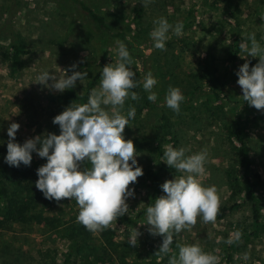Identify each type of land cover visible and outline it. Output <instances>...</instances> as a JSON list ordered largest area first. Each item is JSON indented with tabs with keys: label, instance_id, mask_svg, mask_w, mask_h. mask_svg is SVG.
<instances>
[{
	"label": "rangeland",
	"instance_id": "obj_1",
	"mask_svg": "<svg viewBox=\"0 0 264 264\" xmlns=\"http://www.w3.org/2000/svg\"><path fill=\"white\" fill-rule=\"evenodd\" d=\"M83 1L97 11L113 12L116 17L121 18L128 33L138 39L133 52L143 51L148 57L146 65H143L139 59L131 55L134 62L132 68L136 71L135 78L141 82L134 91L140 98L135 101L126 100L123 109L125 115L129 106L137 111L135 117L130 120V126H125L123 135L125 139H132L134 145L140 142L141 149H137L136 159L143 168V175L137 178V182H142L143 186L135 188L134 185H129L134 188V195L127 199L128 213L118 217L106 228L111 232L108 241H105V237L101 234L106 229L91 232L93 240L89 241L90 245L94 249L98 245L100 253H103V248H107L108 254H104L102 260L95 261L91 255L83 256L85 250L82 249L81 253L75 251L70 255L67 264H91V262L92 264H158L160 261L162 263V259L152 255L153 249L160 244V235H151L147 231V225H141L147 222L146 215L131 224L123 223V217L134 216L138 210L144 208L154 190H158V196L164 195L160 185L165 180L187 175L168 168V165L162 161L163 155L159 156L155 149L156 142L149 140L163 111H166L170 118L173 135L168 136L172 138L170 141L162 138V152L171 145L175 148L183 147L186 155L203 153L204 171L196 179L204 186H215L220 200L219 208L223 205L239 204L228 211L222 219L216 218L215 222L204 223L202 217L198 216L195 225L174 234L171 245L172 256H178V245L196 244L203 251L216 255L218 264H264V224L260 227H255L253 224L251 200L247 199L244 193L242 166L239 163L235 143L230 141L231 131L227 128L229 122L235 118L239 119L243 127L251 158V169L257 174L253 179L257 182L254 200L258 204L264 223V109L258 110L244 102L236 75L239 66L246 60L252 67L259 58L250 55L241 58L244 53L239 48L235 65L232 67L234 76L220 91L221 99H216L212 92L204 91L198 93L194 101L184 104L182 102L179 113L162 106L170 86L180 88L186 98L184 88L188 86V81L183 74L189 76L195 68L199 71V63L210 52L217 58L215 64L218 71L213 77L222 78L220 82L223 83L231 67L228 56L225 58L223 52L233 48L235 39H239L240 44L250 47L249 34L255 33L257 42L264 48V0H152L147 7L139 3V0ZM191 9L194 11V23L184 28L183 32L185 29L189 30L186 34H190L192 38L196 55L193 56L180 48L174 50L176 65L174 69L167 71L163 51L161 55H154L161 56V59H158L159 64L157 58L156 60L149 58V54H152L154 49L149 35L154 28L153 21L164 17L170 24L182 23ZM137 10H140V19L134 20ZM11 34H15L18 40L24 42V47L29 49L27 54L20 55L17 62H13L12 51L9 48ZM171 34L170 32L169 36ZM115 42L103 51L102 47L100 48V45L91 38L85 24L79 23L76 13L72 9L61 8L53 0H0V144L2 147L7 149L9 139L7 128L12 122L20 125L15 141L21 144L37 135H46L49 132L58 134L59 126L52 120L71 103L61 98L67 89L63 92L50 90L44 84L38 83L39 75L49 70L60 75H65L68 70L67 74L70 75L72 71L70 66L75 63L77 67L74 70L88 72V76L83 80H77L74 88L78 93H82L103 66L116 62ZM104 54L105 63L102 64ZM144 66L158 81L153 88L157 93L156 102L146 100L147 93L142 88L143 79L147 74L142 71ZM101 78L100 76L95 89L99 87ZM205 79L209 80L207 77ZM203 81L205 86H208L206 81ZM142 100H146L144 107ZM72 103L80 104L78 101ZM104 107L106 111H111L110 105ZM151 147L153 150L150 149ZM32 155V162L37 167L46 162V158H40L35 152ZM156 174L158 180L153 181L152 176ZM41 197L42 203L47 207L46 212L59 218V226L52 228L33 223L22 228L11 224L8 230L0 228V241H10L14 247L21 248L25 254L32 253L35 257L39 250L50 248L54 250L56 262L63 264L64 258L70 251V238L63 235L64 225L66 222H78L79 206L75 199L63 198L57 202L46 199L43 194ZM137 231L140 233L137 244L130 246L127 242L136 235ZM237 232L240 233L239 240L235 239ZM229 238L233 239L232 244L226 243ZM112 244L116 245L111 248ZM94 249H91L92 252Z\"/></svg>",
	"mask_w": 264,
	"mask_h": 264
},
{
	"label": "clouds",
	"instance_id": "obj_2",
	"mask_svg": "<svg viewBox=\"0 0 264 264\" xmlns=\"http://www.w3.org/2000/svg\"><path fill=\"white\" fill-rule=\"evenodd\" d=\"M151 2L139 0L144 7ZM153 24L149 35L154 49L165 50L170 32L176 36L183 32L182 23L173 25L164 17L154 20ZM248 39L250 47L240 45L244 53L241 58L250 55L259 60L252 67L247 60L239 66L237 84L242 89L244 102L261 110L264 109V48L257 42L255 33H250ZM115 44L116 62L103 66L99 87L91 91L87 102H71L53 117L52 122L59 126V134L37 135L21 144L15 141L19 123L12 122L7 128L9 139L4 161L9 166L19 167L21 164L29 166L34 152L40 158H46V162L36 169L35 187L48 200L75 199L79 206L77 221L90 232L102 231L128 213L127 199L134 195V188L129 185H134L143 175L133 140L125 139L123 135L125 126H130V120L136 114L132 106L128 107L126 115L123 114L125 101L140 98L134 89L141 82L135 78L128 47L119 40ZM76 67L75 63L70 66V75L68 70L65 75L45 71L39 75L38 83L56 92L73 89L77 80L88 76V72L74 70ZM157 84L150 72L145 75L142 88L151 102L157 101V93L153 91ZM184 99L180 88L170 86L162 106L179 113ZM109 105L110 112L104 107ZM163 157L162 161L170 168L187 175L165 180L160 185L164 195L156 197L154 203L146 207L147 222L141 225H147L151 235L162 236L159 252L167 254L171 251L174 234L195 225L198 216L204 223L215 222L220 200L215 186H204L196 179L204 171L203 153L186 155L183 147L168 145ZM139 235L137 231L127 243L135 246ZM239 238L237 232L235 239ZM226 243L232 244L233 239L229 238ZM178 249V256L169 257V264H218V257L203 251L199 245H178Z\"/></svg>",
	"mask_w": 264,
	"mask_h": 264
},
{
	"label": "trees",
	"instance_id": "obj_3",
	"mask_svg": "<svg viewBox=\"0 0 264 264\" xmlns=\"http://www.w3.org/2000/svg\"><path fill=\"white\" fill-rule=\"evenodd\" d=\"M53 1L60 5L61 8L72 9V11L76 13L77 18L79 19V23L85 24L86 30L89 32V35H91V38L94 39L95 42L98 43V45H100V48L102 47L103 51H105L106 47L112 45L114 41L119 40L124 42L128 47L130 55H133V57L139 59V61H141L143 65H146V60L148 58L147 55L143 51L133 52L138 39L136 38V36H132L128 33V31L126 30L125 22H122L120 20L121 18L116 17L113 12L103 13L97 11L93 8V6L87 4L83 0ZM193 12L194 11L191 9L186 14V17L182 22L183 29L186 27H190L194 23ZM133 19H140V10H137V13ZM187 31L189 30L185 29V33L183 32V34L180 36H176L172 33L170 35V39L166 42L165 50L153 49V53L149 54V58L151 60H156L157 58L159 64L158 59H161V56L156 57L154 55H161V52L163 51V57L165 58L164 61L167 62L166 70L168 71L174 69L176 65V60L173 56L174 50H178L180 48L182 51H187L191 55L195 56L196 50L193 49V41L190 34H186ZM232 45L233 48H230V50L228 49L226 52H223L224 57L226 58L228 56V59L231 62L230 72L228 77L226 75L227 78L226 81L224 80L225 82L221 83L220 80L222 78L220 77H213L218 69L216 67L217 64H215V60H217V58L212 54V52H210L207 57L204 58L201 63H199V71H197V69L195 68V71L189 76L183 74L184 77H187L185 80L188 81V86H185L184 88L186 98L185 101H183V104L189 101H194V99L197 98V94L204 91L208 93L212 92V95L216 99H219L221 97L219 94L220 91L224 87H226L225 85L234 76L232 67H234L235 65L234 62L237 59V54L240 50V40L235 39ZM24 46V42L18 40L15 34H11L9 36V48L12 51L13 62H17L20 58V55H25L29 52V49H26ZM104 63L105 54L102 58V64ZM142 71L143 73H148L145 66ZM208 71L211 74L208 73ZM101 72L102 69L99 70L93 77V79L88 83V86L84 90V92L78 93L74 88L67 89L63 92L61 98L68 102L78 101L80 104L86 103L89 94L96 87L97 81L101 76ZM206 77L209 80H206ZM203 80L206 81L208 86H205ZM146 100L149 101L147 98ZM146 100H142V107L146 106ZM183 104H181V106ZM169 121V116H167L166 111H163L159 117V123L157 127L153 130V134L151 135L152 137L149 138L150 141L156 142L157 146H155V149L159 153V156L163 155V152L161 150L162 138L164 137L166 139L165 141H170L172 139L171 137H168L169 135H173V130H171V123ZM227 128H229L231 131L232 140L230 141L231 143H235L237 154L240 160L239 163L242 166L241 175L245 183L244 193L246 198L251 200L253 224L255 227H260L261 224L264 223L262 222L258 204L254 200V190L257 186V182L253 179L257 177V174L253 173L251 169V158L245 140L243 127L239 119L235 118L231 122H229ZM59 131L60 129L58 130V132ZM174 135H176V133ZM139 143L140 142H136L134 145L138 150L141 149ZM150 149L153 150L152 147ZM6 152L7 149L5 147H2V145L0 144V228L8 230L11 224L19 225L24 228L33 223H36L37 225L44 224L52 228L59 226V218L54 217V215H50L49 212H46L48 210H46L47 207H45V204L42 203V192L35 187V181L38 179L36 172V169L38 167L32 161L29 166H25L23 164H21L19 167L9 166L4 161ZM87 166L91 167L90 164H88ZM167 167L170 168L169 166ZM152 177L153 181L158 180V174ZM141 186H143L142 182H137L134 184L135 188H139ZM233 193L235 194L236 192L234 191ZM156 197H158V190H154L151 193L148 204L144 208L138 210V212L134 214V216L123 217V223L131 224L135 220L142 217L145 214L146 207L149 204L154 203V199ZM234 206H239V204H234L231 206H221L219 208L217 218L222 219L226 215V213L230 211ZM110 233L111 232L109 231V229H106L101 233L102 236L105 237V241H108L109 237L111 238ZM63 235L64 237L68 236L70 238V251L64 258L63 264L68 263L70 255H72L75 251L76 253H81L82 249L85 250L83 256L91 255L93 256L95 261L102 260V256L104 254H108L107 248H103V253H100L98 245L97 247H95V249L90 245L91 242L89 241L93 240L92 234L79 222H66L64 225ZM162 239V236H160L159 246L162 243ZM113 245L115 246L116 244H112L111 248H113ZM159 246H156L153 249L154 251L152 252V255L157 256V258L159 259H162V263L160 261L158 262V264H169V257L172 256L171 251L167 254H161L159 252ZM91 249H94V252H92ZM27 258L29 259L26 260ZM29 261L31 262L29 263ZM32 262H35L36 264H59L56 262L54 250H51L50 248L39 250L37 257H35L32 253L25 254L21 248L14 247V245L10 241H0V264H31Z\"/></svg>",
	"mask_w": 264,
	"mask_h": 264
}]
</instances>
